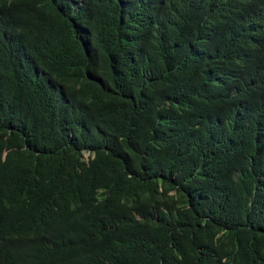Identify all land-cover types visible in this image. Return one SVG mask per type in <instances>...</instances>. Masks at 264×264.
<instances>
[{"label": "trees", "instance_id": "obj_1", "mask_svg": "<svg viewBox=\"0 0 264 264\" xmlns=\"http://www.w3.org/2000/svg\"><path fill=\"white\" fill-rule=\"evenodd\" d=\"M202 1L0 0V264H264V0Z\"/></svg>", "mask_w": 264, "mask_h": 264}, {"label": "bare ground", "instance_id": "obj_2", "mask_svg": "<svg viewBox=\"0 0 264 264\" xmlns=\"http://www.w3.org/2000/svg\"><path fill=\"white\" fill-rule=\"evenodd\" d=\"M200 2H202V4H204L202 0H200ZM204 6H205V4H204ZM251 16H252V15H251ZM252 17H253V16H252ZM252 27H253V26H252ZM256 27H257V26H256ZM253 28H254V27H253ZM254 29H255V28H254ZM254 38H255L256 40H258V35L255 34V37H254ZM164 48H165V47H164ZM246 53H247V52H246ZM246 53H245V54H246ZM245 56H247V55H245ZM250 78H252V76H251ZM253 78H254V77H253ZM258 78H259V77H258ZM254 79H255V78H254ZM25 215H26V214H25Z\"/></svg>", "mask_w": 264, "mask_h": 264}, {"label": "rangeland", "instance_id": "obj_3", "mask_svg": "<svg viewBox=\"0 0 264 264\" xmlns=\"http://www.w3.org/2000/svg\"><path fill=\"white\" fill-rule=\"evenodd\" d=\"M88 156H89L88 153H86V154H85V159H88Z\"/></svg>", "mask_w": 264, "mask_h": 264}]
</instances>
